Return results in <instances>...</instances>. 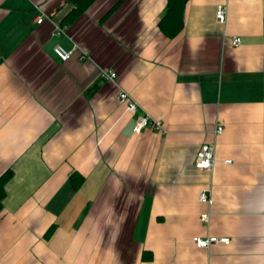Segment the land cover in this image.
Returning <instances> with one entry per match:
<instances>
[{"label":"crops","instance_id":"crops-1","mask_svg":"<svg viewBox=\"0 0 264 264\" xmlns=\"http://www.w3.org/2000/svg\"><path fill=\"white\" fill-rule=\"evenodd\" d=\"M164 6L95 0L67 20V0H0V264H264V0H187L172 37ZM118 89L162 130L133 133Z\"/></svg>","mask_w":264,"mask_h":264},{"label":"built area","instance_id":"built-area-1","mask_svg":"<svg viewBox=\"0 0 264 264\" xmlns=\"http://www.w3.org/2000/svg\"><path fill=\"white\" fill-rule=\"evenodd\" d=\"M38 12L40 14L37 17L36 22L39 23L43 19V12L42 10L36 6ZM215 19L218 22H223L225 19V9L221 5H217L214 12ZM57 33H63V28L60 26L55 27ZM240 42L239 37H232L230 39V45L231 46H237ZM78 50V47L76 44H73L72 48L70 50H64L59 45H56L53 47V53L55 56H57L61 61L68 60L75 52ZM99 77L104 80L113 81L115 78V72L108 69V70H100L99 71ZM116 101L118 104L124 105L125 109L130 112L133 116V127L132 132L137 134L144 128H152L154 130H162V126L160 122L154 118H151L147 113L145 112H139L137 103L129 96V94L123 90L118 89L116 94ZM221 126H216L214 129V132L216 134H219L221 132ZM225 163H229V160H225ZM213 163V145L208 143H202L200 144L199 148L196 151V154L193 159V167L196 169H204L208 170L211 168ZM198 200L202 202L203 204H206L207 206L210 205L211 199L206 194V192L201 191L198 194ZM209 218V211H204L199 215V221L202 223H207ZM193 242L195 246L203 248L209 246L211 243L215 242H221V243H228L229 239L227 237H220L217 238L215 236H208V237H194Z\"/></svg>","mask_w":264,"mask_h":264},{"label":"trees","instance_id":"trees-1","mask_svg":"<svg viewBox=\"0 0 264 264\" xmlns=\"http://www.w3.org/2000/svg\"><path fill=\"white\" fill-rule=\"evenodd\" d=\"M71 4V8L68 10L64 19L70 20L76 15L82 13L91 3L95 0H67ZM187 0H165V6L163 10V15L157 22V26L160 31L168 37L175 35L182 27V13L183 7ZM112 8V7H110ZM110 10H107L108 12ZM71 182L72 186L75 188L81 182V177L77 174H72ZM10 177V172L5 171L0 174V205L3 198L4 189L3 186L7 179ZM52 228H49L46 235L50 232Z\"/></svg>","mask_w":264,"mask_h":264}]
</instances>
